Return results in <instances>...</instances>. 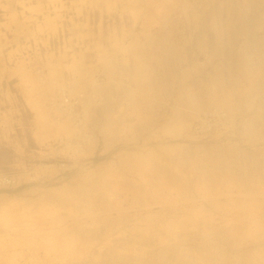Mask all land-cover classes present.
<instances>
[{"label":"rangeland","instance_id":"obj_1","mask_svg":"<svg viewBox=\"0 0 264 264\" xmlns=\"http://www.w3.org/2000/svg\"><path fill=\"white\" fill-rule=\"evenodd\" d=\"M180 3L166 21L140 31L151 42L147 55L114 51L119 82L112 86L103 68L94 74L97 95L84 108L86 118L73 110L82 112L75 122L94 141L84 154L59 140L71 134L67 123L50 124L54 135L35 134L34 112L6 68L19 62L37 68L45 47L33 38L14 40V25L0 9V264H264V0ZM136 59L155 75L154 86L127 78ZM213 106L231 119L215 108L205 113ZM204 114L211 128L191 131ZM133 156L151 165L131 164ZM100 180L128 184L117 197L146 203L139 204L141 217L132 215L136 204L128 223L112 231L92 222L90 213L105 197L95 187ZM77 185L76 198L58 199L65 186ZM138 189L150 195L136 199ZM41 210L67 217L56 226L74 244L62 251L54 246L49 256L42 248L12 249L11 241L31 233L22 234L11 217ZM86 237L96 240L87 246Z\"/></svg>","mask_w":264,"mask_h":264},{"label":"bare ground","instance_id":"obj_2","mask_svg":"<svg viewBox=\"0 0 264 264\" xmlns=\"http://www.w3.org/2000/svg\"><path fill=\"white\" fill-rule=\"evenodd\" d=\"M126 1H127V3L130 4L131 14L133 15V17H135V19L136 18L137 19L142 18L144 20L143 25H142L143 29H141V32H145L144 31L145 29H147L152 24H156V22L166 21V19L168 18V16L170 15L171 12H174L176 9H182V7H184L183 6L184 4L180 3L181 0H126ZM94 2H95V0H89V2L87 1V3L90 5H92ZM14 16H15V13H14ZM12 17L10 19H12ZM79 30H81V29H79ZM84 34H86V32ZM135 36H137V35H135ZM83 37H84V35H83ZM79 38H80V35H79ZM151 38H152L151 40H155V39H157V36H156V38H155V36H153ZM142 43L143 44H141V42L136 37L132 42L130 41L127 44L123 45L122 42L120 41V39L114 37V38L109 39L108 43L106 45H104L101 38H98L97 41L93 42L94 46L92 47L93 48L92 51L95 53L93 57H86L85 53H83V51L80 52V50H79L77 52L79 54V56L75 52H73L67 58L65 57V54H64V57H62V55L61 56L58 55L59 57L56 58L57 60L55 61V63L52 62L53 59H48V60L46 59L47 61L44 64L42 62V64L37 66V68H34L35 67L34 65L33 66L26 65L25 66L26 69L28 67H30L32 70L34 69L33 73L31 71H29L30 68L28 71L26 70V72L23 73L22 82H23V86L25 88H27L26 98H27L28 106L34 112V116H33L34 126H32V127H33V130H36L35 134L36 135H43V136L44 135H50V134L54 135L55 133L53 134V131L50 129V124L54 123V125L58 126V124L60 125V123L62 125L67 123L66 125L70 126L71 134L70 135L69 134L64 135L63 137L59 138V140L65 142L67 147L70 145H74L73 148H75V151L77 149L78 151L84 152L85 147H87V145H90L94 141L92 140L91 137H89V134L87 133V131H85L86 130L84 128L85 125H81V123L76 124L75 121H76V119L78 120V118L81 117L82 112L84 114L83 118L84 119L86 118L85 117V113H86L85 109H87L88 105H90V103L93 102L91 94L94 93V91L92 89L94 87V84H95L94 74L96 72H100V70H102V68L105 69L104 74L108 77V82L110 84L113 83L112 86L115 85L114 83L119 82L118 81L119 79H117V76H118L117 72L118 71L115 70L114 63L112 62V56H113L112 54L114 53V51L118 50V51H121L122 53H129L130 56H132V58L134 57L133 59L138 58V56H141V55L145 56L148 54V49H150L149 47L151 46V42L147 39L145 42H142ZM137 48L139 50H137ZM141 48L146 49L147 51H143ZM85 49H87V48L85 47ZM34 56H36V55H34ZM49 58H51V57H49ZM88 59L91 61H88ZM93 59H95V60H93ZM141 59H140V63L142 65ZM136 60L133 61L134 62L132 64L133 66H131V67L128 66L129 68L126 69L128 72H130L129 73L130 76L128 75V73H126V75L128 76L127 78H130L131 80L135 81L137 83V86H138V84H141L140 86H142L143 88L154 86L155 85L154 84L155 75L152 74L151 72H149L150 74H146V72H147L146 67L137 66L139 59L137 60V62H136ZM160 61L165 65L167 60H166L165 56H163V58ZM44 69H45L44 74L36 73V72H41V71L43 72ZM64 70H67L69 72L70 76H72L70 79L69 78L65 79V78L61 77L62 72ZM20 74H21V72H20ZM119 75H120V73H119ZM126 75H124V76H126ZM158 81H160V80H158ZM95 87H97V86H95ZM103 92L105 93V91H103ZM206 93L208 95H210L211 92L209 93V91L208 92L206 91ZM201 94L203 95V97H205L203 93H201ZM94 95H97L96 92L94 93ZM200 101L202 102V100H200ZM210 103H211V101H210ZM77 107H78L79 112L82 110V112L79 114L80 117L78 116V113L73 112V110ZM212 108H215L213 110V112H215V113L218 112L219 113L218 115H222V116H218V117H221V118L223 117L224 119L230 118L227 115H225L227 113H223L224 111L222 112V109H220L218 107H214V106L209 107L208 109L205 110L206 112L205 111L204 112L209 113V111H210L209 109H212ZM207 110H209V111H207ZM62 116H65V117H62ZM76 116H78V117L76 118ZM207 116H209V115L204 114L203 117H200V116L197 117V120L195 122H193L192 126L191 127L189 126L191 128V131L192 130H193V132L199 131V130L202 131L205 128L210 129L211 125L209 123H207V121L205 120V119H207ZM228 122H230V121H228ZM232 122H233V120H232ZM206 125H208V126H206ZM230 126H231V124H230ZM103 131H106V129L104 128ZM66 133H69V130H66ZM210 135H212V134H210ZM77 136H79L81 138V140H78V141H80V144L78 142L71 144V140L76 138ZM197 137H199V136H197ZM83 139H84V141H82ZM94 140H96V138ZM82 142H84V143L82 144ZM85 143H86V145H84ZM92 149H94V148H92ZM88 150H90V149H88ZM77 157H79V154ZM125 157L126 156H124V159H125ZM130 157H128L129 158L128 162H131V164L136 162L142 166L143 165H147V166L151 165L148 160L142 159L143 157L140 158L137 156H133L131 159H130ZM152 157H150V158H152ZM153 158L155 159V157H153ZM123 162H124V160L122 161V163ZM139 165H138V167H139ZM161 165H163V164H161ZM126 166L128 167L130 165H125V167ZM138 167L134 166V168H138ZM116 169H113V170L115 171ZM131 170H133V169H131ZM158 171L160 172V169ZM116 172H117V170H116ZM119 172L117 174H119ZM110 173L112 174V172H110ZM113 173H115V172H113ZM120 175H122V174H119V176ZM142 177H143V175H142ZM144 177H143V179H144ZM115 179H119V178H115ZM121 181H122V178H121ZM131 184H132V181H131ZM127 185L122 184L119 186V184H117V183H115V184L112 183L110 185L106 181H101V180L98 183H96V185H95L96 189L98 190V192L100 194L103 193V195L105 197H103L101 200L100 209H97L96 211H92L90 213L91 214L90 216L92 217L91 218L92 222L93 221L102 222L105 229L112 231L111 229L117 227L118 225H123V226L126 225L128 223L129 218L132 215L137 217V219L141 217L142 214L139 211L141 209L140 208L141 205H139V204H142L143 206H147L146 203H143L140 201L141 203L138 204V203H135L136 201H132V200H131V203L130 202L125 203V199L123 200V199L117 197L118 192L123 191L125 193L128 191L129 186H127ZM158 185H159V183H158ZM66 187L67 186H65V188ZM141 187H143V186H141ZM65 188L63 190L61 189L60 193H59L58 199L61 202H68L70 199L76 198L77 195H79L78 192L82 191V186L79 187L78 185L75 186L74 188H68V189H65ZM133 189L134 188H132V190ZM151 189L154 190V187L152 186ZM55 191H58V190H55ZM140 193L143 195H146V196L150 195L149 190L138 189L135 192L133 197L137 199ZM244 193H245V191H244ZM247 194H249V193H247ZM254 195L255 194L253 193L251 196L253 197ZM51 203H52V201H51ZM136 204H138L139 209L133 210V214L131 215L129 213V211L132 210ZM49 210L51 211V209H49ZM33 211H35V210H33ZM53 211L54 212L48 213L44 210H41L39 213L27 212L25 214H16V215L14 214L13 217H11V218L14 219L13 220L14 222H15V220L19 221L17 223L21 227L20 232L22 234L23 233L25 234V232H29V233H31V235H30L28 240L24 239L26 237H22L20 239H14V240L12 239L13 241H11V243L9 244L10 247L17 251V248H19L20 246H23V247H26L30 251L32 250V251H36L38 253L40 251H42L41 250V248H42L43 252L45 253V256H49V255H51L50 249H53L54 246H57L58 250L62 251L66 247H70L71 245H73L74 240H76V239L73 236H70V237L67 236L68 233L66 232L65 227L56 226L57 224L63 222L65 220V218H67V217L64 218L63 216H60L57 213H55L56 212L55 210H53ZM73 218H77V217H73ZM0 220H1V218H0ZM2 222H5V221H2ZM7 224H9V223H7ZM7 224L4 223L3 225L6 226ZM14 225H16V224H14ZM8 230H11V228ZM15 240H19V241H15ZM95 240H96V238L86 237L85 244H87V246H88V245L94 243ZM1 246L2 245L0 244V247ZM63 255L65 256V255H70V254L68 252L66 253L63 251Z\"/></svg>","mask_w":264,"mask_h":264},{"label":"crops","instance_id":"obj_3","mask_svg":"<svg viewBox=\"0 0 264 264\" xmlns=\"http://www.w3.org/2000/svg\"><path fill=\"white\" fill-rule=\"evenodd\" d=\"M87 1L89 2V0H0V9L4 10L2 15L6 17L5 22L14 25L10 28L14 40L33 38L37 47L39 43L44 45V49L42 47L39 49L45 56L44 59L40 58L43 64L48 59H53L52 62L55 63L56 58L61 55L64 57V54L66 58L73 52L79 56L77 53L79 50L83 51L86 57L94 56L93 42L98 38H101L104 45L114 37L120 39L123 45L132 42L136 37L139 41L147 40L140 34L144 20L133 17L130 4L126 0H95L92 5ZM25 66L19 62L10 68L7 67L6 70L9 77L16 78L15 85H18L27 101V88L23 86L22 75L30 67L27 66L26 69ZM29 71L33 72L34 69L30 68ZM61 77L70 79L72 76L64 70Z\"/></svg>","mask_w":264,"mask_h":264}]
</instances>
